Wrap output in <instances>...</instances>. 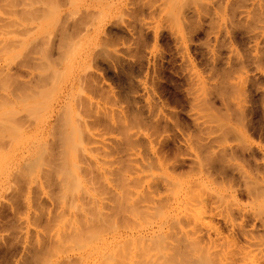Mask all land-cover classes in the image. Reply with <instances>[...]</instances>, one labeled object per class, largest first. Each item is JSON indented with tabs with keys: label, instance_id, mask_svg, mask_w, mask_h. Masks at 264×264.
<instances>
[{
	"label": "rangeland",
	"instance_id": "1",
	"mask_svg": "<svg viewBox=\"0 0 264 264\" xmlns=\"http://www.w3.org/2000/svg\"><path fill=\"white\" fill-rule=\"evenodd\" d=\"M145 1L0 0V264H264V0Z\"/></svg>",
	"mask_w": 264,
	"mask_h": 264
},
{
	"label": "bare ground",
	"instance_id": "2",
	"mask_svg": "<svg viewBox=\"0 0 264 264\" xmlns=\"http://www.w3.org/2000/svg\"><path fill=\"white\" fill-rule=\"evenodd\" d=\"M121 1H122V0H120V3H121L122 6L119 7V10H120V11H124L123 9L127 10V3H130V2H131V4H132V0H130V2H127V0H123L122 2H121ZM142 1H143V0H142ZM144 1H145V0H144ZM161 1H162V0H161ZM167 1H168V0H167ZM167 1L163 0L162 2H160V5H161V3H163V2H164V3L166 2V4H167ZM169 1L171 2V0H169ZM173 1L175 2V0H173ZM173 1H172V2H173ZM176 1H177V0H176ZM178 1H179V0H178ZM181 1L185 2L184 0H181ZM186 1H187V0H186ZM226 1H228V0H226ZM231 1H232L233 4H234V0H231ZM231 1H230V3H231ZM238 1H239V0H237L236 2H238ZM48 2H49V1H48ZM50 2H51V1H50ZM52 2H53V1H52ZM147 2H148V3H147ZM147 2L145 1L146 6L149 5V1H148V0H147ZM153 2H155V1H153ZM153 2L151 1L150 4H151V3L153 4ZM179 2H180V1H179ZM179 2H178V6H179ZM188 2H189V1H188ZM188 2H185L184 4L181 3L182 5L180 4V7H179V8H176L175 5H174V7L176 8V9H174V10H175V11H193V8L191 7L192 5H189L190 3L188 4ZM236 2H235V3H236ZM253 2H254V1H253ZM255 2H256V1H255ZM257 2H258V1H257ZM53 3H54V2H53ZM104 3H106V0H101V5H103ZM164 3L162 4V7H164V6L166 5V4H164ZM175 3H177V2H175ZM175 3H174V4H175ZM201 3H202V2H201ZM226 3H227V2H226ZM245 3H246V1H245ZM261 3H262V1H261ZM143 4H144V3H143ZM254 4H255V6L253 5L252 7L255 8L257 3H254ZM128 5H129V4H128ZM157 5H158V4L153 5V9H152V11H155V9L157 8ZM160 5H159V6H160ZM193 5H195V4H193ZM203 5H204V4H203ZM228 5H229V2H228ZM259 5H260V4H259ZM144 6H145V5H144ZM149 6H151V8H152V5H149ZM149 6H148V7H149ZM154 6H156V7H154ZM159 6H158V9L160 10V8H162V7H159ZM168 6H169V5H168ZM178 6H177V7H178ZM195 6H196V5H195ZM205 6H206V5H205ZM257 6H258V5H257ZM261 6H262V5H261ZM124 7H125V8H124ZM193 7H194V6H193ZM199 7H200V6H199ZM231 7H232V5H231ZM233 7H234V6H233ZM242 7H243V6H242ZM244 7H245V5H244ZM258 7H260V6H258ZM102 8H103V7H102ZM122 8H123V9H122ZM151 8L149 7V10H150ZM165 8H167V7H165ZM165 8H164V9H165ZM197 8H198V7H197ZM197 8H196V10H197ZM202 8H204V7H202ZM205 8H206V7H205ZM205 8H204V9H205ZM235 8H236V7H235ZM106 9H107V7H106ZM106 9H105V10L103 9V10H104V11H107ZM158 9H156V10H158ZM167 9H168V8H167ZM194 9H195V7H194ZM206 9H207V8H206ZM206 9H205V10H206ZM252 9H253V8H252ZM112 10L118 11V7H115V6H114V9L112 8ZM110 11H111V10H110ZM150 11H151V10H150ZM161 11H162V9H161ZM164 11H166V10H164ZM167 11H170V9L167 10ZM172 11H173V10H172ZM197 11H200V10H197ZM203 11H204V10H203ZM206 11H207V10H206ZM242 11H243V10H242ZM79 20H80V19H79ZM75 23H76V22H75ZM80 23H81V22H80ZM80 23H79V24H80ZM78 29H79V28H78ZM33 60H34V59H33ZM21 63H22V62H21ZM24 64H25V63H24ZM32 64H33V63H32ZM22 66H23V63H22ZM24 66H25V65H24ZM24 66H23V67H24ZM31 66H32V65H31ZM27 68H28V67H27ZM37 68H38V66H37ZM32 69H33V68H32ZM32 69H31V70H32ZM33 71H34V70H33ZM28 72H29V71H28ZM35 73H36V72H35ZM32 74H33V73H32ZM36 77H37V76H36ZM42 77H43V76H42ZM42 77H41V78H42ZM38 79H39V78H38ZM39 80H40V79H39ZM43 80H44V79H43ZM29 81H30V80H29ZM27 82H28V81H27ZM30 82H31V81H30ZM41 82H42V81H41ZM36 83H37V82H36ZM36 83H35V84H36ZM35 84H34V85H35ZM40 84H41V83H40ZM20 86H21V85H20ZM29 86H30V85H29ZM35 86H36V85H35ZM20 89H21V88H20ZM20 91H21V90H20ZM24 92H25V90H24ZM9 93H11V92H9ZM18 93H19V91H18ZM22 93H23V92H21V94H22ZM33 93H34V91H33ZM21 94H20V95H21ZM23 94H24V93H23ZM1 97H2V95H1ZM1 97H0V99L2 100ZM16 97H17V95H16ZM20 98H21V97H20ZM31 108H32V107H31ZM33 108H34V107H33ZM26 110L29 111L30 108H29V109L27 108ZM26 110H25V111H26ZM28 111H27V112H28ZM31 113H32L31 115H33V111H31ZM242 113H243V112H242ZM25 114H26V113H25ZM25 114H24V115H25ZM31 115H30V116H31ZM34 116H35V115H34ZM32 117H33V116H32ZM32 117H30V118H32ZM22 118H23V116H22ZM25 118H26V117H25ZM25 118H24V119H25ZM27 118H28V117H27ZM24 119H23V120H24ZM19 120H20V119H19ZM19 120H18V121H19ZM28 120H30V119L28 118ZM28 120H27V121H28ZM54 120H55V119H54ZM58 120H59V119H58ZM32 121H33V120H32ZM32 121H31V122H32ZM25 122H26V121H25ZM20 123H21V122H20ZM27 123H30V122H27ZM27 123H26V124H27ZM58 123H59V122H58ZM21 124H22V123H21ZM24 124H25V123L23 122V125H24ZM30 124H31V123H30ZM30 124H29V125H30ZM60 124H61V123H60ZM27 125H28V124H27ZM57 125H58V124H57ZM24 126H25V125H24ZM24 126H23V127H24ZM20 127H21V126H20ZM21 128H22V127H21ZM21 128H20V129H21ZM61 128H62V127H61ZM18 129H19V127H18ZM23 129H24V128H23ZM52 130H53V128H52ZM77 132H78V130H77ZM80 132H81V131L78 132L79 135L76 134L77 139L79 138V136H82V135H80ZM61 133H63V132H61ZM74 133H75V132H74ZM76 137H75V138H76ZM214 141H215V140H214ZM214 141H213V142H214ZM212 144H213V143H211V145H210L209 148L214 149L216 146H215L214 144H213V145H214V146H213ZM205 145H206V144H205ZM208 145H209V143H208ZM248 147H249V146H248ZM248 147H247V146H242V147H240L241 152L243 153V152H245V150L250 149V148H248ZM201 148H202V146H201ZM205 150H206V149H205ZM215 153H216V154H215ZM219 153H220V155H219ZM214 154H215L216 156H215ZM217 154H218L219 158H218ZM222 155H223V154H221V151L218 152V153H217V152H213V155H212V153H211V158L208 160V163L205 164V165H207L206 169H208V172L210 173V174L208 173V175L215 174L216 177H223V176L226 175V174H225V173H226L225 171H226V169H227L228 167L230 168V165L228 164L227 161H223V160H225V157L223 156L224 159H221V162H225V163H227V164H224V163L220 164V162H219V163L217 162V158H218V161H220V156H222ZM212 156H213V158H212ZM243 156H244V155H243ZM198 157H199V158H198ZM198 157H197V158H198V161H200V163H201L202 158H201V160H199V159H200V156H198ZM209 157H210V156H209ZM216 157H217V158H216ZM221 158H222V157H221ZM200 163H199V164H200ZM255 164H256V163H255ZM256 167H257V168H256ZM256 167H255L256 170H258L259 167H258V166H256ZM229 168H228V169H229ZM206 171H207V170H206ZM224 172H225V173H224ZM258 172H259V170H258ZM221 174H222V176H220ZM225 177H226V176H225ZM225 177H224V178H225ZM250 177H252V176H250ZM250 177H249V178H250ZM224 178H223V179H224ZM220 179H221V178H220ZM223 179H222V180H223ZM250 179H252V178H250ZM250 179H249V180H250ZM247 181H248V180H247ZM252 181H254V180L252 179ZM252 181H250V182L252 183ZM257 181H258V179H257ZM257 181L255 180V181H254L255 183L253 182L254 185H250V186L247 187V193H248V194H249L254 200H258V198L262 195L261 187L259 186V183H257ZM250 182H249V183H250ZM253 183H252V184H253ZM239 209H240V208H239ZM242 209H243V208H242ZM236 210H237V209H236ZM254 211H255V210H254ZM254 211L252 212V213H254L253 215L255 216L256 219H257V218H261L260 220L263 222V226H264V197H263L260 201L258 200V207L256 208V211H255V212H254ZM242 214H243V213H242ZM240 215H241V214H240ZM253 215H252V217H254ZM241 216H243V215H241ZM243 217H244V216H243ZM243 217H242V218H243ZM243 219H244V218H243ZM241 220H242V219H241ZM254 220H255V219H254ZM239 226H240L239 228L242 229V228H241L242 225H239ZM205 232H206V231H205ZM195 233H196V236L194 237V239H198L197 242H199V240L203 238V234L201 233V231H198V230H197ZM206 233H207V237L210 238V234H208V232H206ZM252 233H253V232H252ZM252 233L247 234V232H243V231H242V234H243L244 236H245V234H246V237H247V239H248V240H247V242H248L247 244H249V247H253V250H257V251L260 252V253H264V237L262 238L261 235L256 236L257 234H260L259 232H257V233L255 232L256 235H254V234H252ZM202 240H204V239H202ZM245 240H246V238H245ZM195 242H196V240H195ZM197 242H196V243H197ZM202 242H203V241H202ZM202 242H201V243H202ZM209 242H210V241H209ZM199 243H200V242H199ZM245 244H246V243H245ZM197 245H199V244H197ZM200 245H201V244H200ZM200 245H199V248H198V247H197V248H198V249H201V248H202L201 250H203V247H202L203 244H202L201 246H200ZM245 246H246V245H245ZM249 247H248V250L250 249ZM198 249L196 250V248H195V252H197ZM239 249H240V246H239ZM245 249H246V248H245ZM243 250H244V248L241 249L240 251L238 250V251H239L238 253H239L240 255L242 254L241 256L239 255L240 258H244L245 255H248V254H246V253L250 252V250H252V249H250L249 251H246L247 249H246L245 251H243ZM207 252H208V251H207ZM207 252H206V253H207ZM211 252H214V251H210V253H211ZM198 253H199V254H198ZM198 253H197V254H198V255H197V258H195V259H196L195 264H209V263H210L209 260H210V258H211V256H212L213 253L210 254V253L208 252V254L205 255L206 253H205L204 251H202V253H205V254H204L205 257H203L204 255H202V253L200 252V250H199ZM243 254H244V255H243ZM243 256H244V257H243ZM249 256H250V255H249ZM242 260H243V259H241V261H242ZM229 263H232V264L234 263V264H236V258H235V259H232ZM229 263H228V264H229Z\"/></svg>",
	"mask_w": 264,
	"mask_h": 264
}]
</instances>
